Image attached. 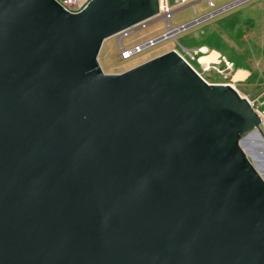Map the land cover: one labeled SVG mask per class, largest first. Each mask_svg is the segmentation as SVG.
<instances>
[{"label": "water", "instance_id": "1", "mask_svg": "<svg viewBox=\"0 0 264 264\" xmlns=\"http://www.w3.org/2000/svg\"><path fill=\"white\" fill-rule=\"evenodd\" d=\"M159 12L0 0V264H264L249 99L174 49L122 72L99 62Z\"/></svg>", "mask_w": 264, "mask_h": 264}, {"label": "rangeland", "instance_id": "2", "mask_svg": "<svg viewBox=\"0 0 264 264\" xmlns=\"http://www.w3.org/2000/svg\"><path fill=\"white\" fill-rule=\"evenodd\" d=\"M213 1L214 7L209 6L207 0H193L179 5L172 14V25L179 26L189 21H195L215 9L235 2V0ZM166 30L165 21L157 19L146 28L125 38L123 44L126 47H131ZM177 39L186 47L194 48L199 44L208 48L207 59L213 60L215 63L212 62L210 68L202 72L207 80H219V75L213 66H221L225 60L229 59L234 63L233 74L229 80L239 92L250 100L261 96L264 89V0H245L233 4L232 7H228L218 14L197 21L191 28L180 33ZM201 40L207 41V44H200ZM176 47L178 45L175 41L167 39L141 54L121 60L118 36L115 35L104 41L99 54V62L105 72H122ZM194 65L201 70L200 64L194 62ZM251 141L254 145L251 150L258 158L256 160H260L264 166L263 140L255 138Z\"/></svg>", "mask_w": 264, "mask_h": 264}, {"label": "built area", "instance_id": "3", "mask_svg": "<svg viewBox=\"0 0 264 264\" xmlns=\"http://www.w3.org/2000/svg\"><path fill=\"white\" fill-rule=\"evenodd\" d=\"M61 4L68 10L72 12H78L80 11L88 1H80V0H59ZM193 0H159L160 2V12L157 16L143 20L131 27H128L122 31H120L117 36H118V41H119V58L121 60H127L130 59L138 54H141L145 50H148L154 46H156L158 43L167 40V39H172L173 41L176 42L178 47L173 48L180 56H182L205 80H207L203 75L202 72L206 71L210 68L211 63H215L213 60H208L207 55H208V48L205 46H200V47H186L183 44H181L177 36L186 31L187 29L191 28L194 23L197 21H202L210 16H213L215 14H218L222 10H225L228 7H232L234 2H230V4L224 5L218 9L213 10L212 12L208 13L206 16L196 19L195 21H189L186 23H183L179 26H173L172 25V14L176 11V8L179 5H184L185 3H188ZM207 3L209 6L214 7L215 3L213 0H207ZM157 19H163L166 23L167 30L161 34H158L154 37L148 38L147 40L143 42H139L134 44L131 47H126L123 44V40L127 37H129L132 33L146 28L151 22L157 20ZM206 58V59H204ZM194 62L197 64H200L201 70L198 69L195 65ZM221 66H213L219 77L222 78L221 81H209L211 83H229L232 86L236 88V86L232 83L230 79V76L233 74L234 70V63L232 60H225ZM237 89V88H236ZM248 98V97H247ZM249 99V98H248ZM250 103L256 110V112L259 114L261 118V127L264 132V89L258 98L254 100H250Z\"/></svg>", "mask_w": 264, "mask_h": 264}, {"label": "bare ground", "instance_id": "4", "mask_svg": "<svg viewBox=\"0 0 264 264\" xmlns=\"http://www.w3.org/2000/svg\"><path fill=\"white\" fill-rule=\"evenodd\" d=\"M253 136H254V135H250V136H249L248 140H249L250 142H249L248 147H247V149H248L250 152H252V154H253V151L251 150V148H254V145L251 143V142H252L251 140H252V139H255V137H253ZM254 154H255V153H254ZM254 154H253V155H254ZM255 157H256V159H258L256 155H255ZM260 158H261V156H260ZM257 162L259 163V165H260L261 167L264 168V166L262 165V163L260 162V160H258Z\"/></svg>", "mask_w": 264, "mask_h": 264}, {"label": "trees", "instance_id": "5", "mask_svg": "<svg viewBox=\"0 0 264 264\" xmlns=\"http://www.w3.org/2000/svg\"><path fill=\"white\" fill-rule=\"evenodd\" d=\"M200 44H203V45H204V44H207V41H203V40H201V41H200ZM198 46H200V45L198 44ZM198 46H197V47H198ZM221 80H222V78L219 77V80H215V81H221Z\"/></svg>", "mask_w": 264, "mask_h": 264}, {"label": "crops", "instance_id": "6", "mask_svg": "<svg viewBox=\"0 0 264 264\" xmlns=\"http://www.w3.org/2000/svg\"><path fill=\"white\" fill-rule=\"evenodd\" d=\"M83 2H85V1H88V0H82Z\"/></svg>", "mask_w": 264, "mask_h": 264}]
</instances>
